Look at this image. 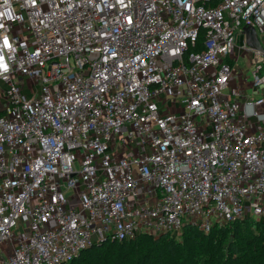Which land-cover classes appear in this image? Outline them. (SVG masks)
Returning a JSON list of instances; mask_svg holds the SVG:
<instances>
[{
    "label": "built area",
    "instance_id": "obj_1",
    "mask_svg": "<svg viewBox=\"0 0 264 264\" xmlns=\"http://www.w3.org/2000/svg\"><path fill=\"white\" fill-rule=\"evenodd\" d=\"M210 1L0 0V264L264 218V0Z\"/></svg>",
    "mask_w": 264,
    "mask_h": 264
},
{
    "label": "trees",
    "instance_id": "obj_2",
    "mask_svg": "<svg viewBox=\"0 0 264 264\" xmlns=\"http://www.w3.org/2000/svg\"><path fill=\"white\" fill-rule=\"evenodd\" d=\"M203 39L201 30V44ZM67 264H264V218L216 224L209 232L186 224L181 236L142 232L131 239L95 242Z\"/></svg>",
    "mask_w": 264,
    "mask_h": 264
},
{
    "label": "rangeland",
    "instance_id": "obj_3",
    "mask_svg": "<svg viewBox=\"0 0 264 264\" xmlns=\"http://www.w3.org/2000/svg\"><path fill=\"white\" fill-rule=\"evenodd\" d=\"M24 35H27V32L26 31L24 32ZM259 36H260L261 39H263V36L261 34H259ZM240 40H241V38H240ZM241 64H239L238 69L241 68ZM29 223H30L29 220H21L20 223H19V228L20 229H24L25 226L29 225Z\"/></svg>",
    "mask_w": 264,
    "mask_h": 264
},
{
    "label": "clouds",
    "instance_id": "obj_4",
    "mask_svg": "<svg viewBox=\"0 0 264 264\" xmlns=\"http://www.w3.org/2000/svg\"><path fill=\"white\" fill-rule=\"evenodd\" d=\"M5 2H7V0H5ZM0 27H3V25L0 24ZM7 42H8V38H7V36H5V37L3 38V44H4L5 46H8V45H7ZM9 47H10V46H9ZM0 60H3V57H2V56H0ZM3 71H8V66H7V64H5V63H4V66H3Z\"/></svg>",
    "mask_w": 264,
    "mask_h": 264
},
{
    "label": "snow or ice",
    "instance_id": "obj_5",
    "mask_svg": "<svg viewBox=\"0 0 264 264\" xmlns=\"http://www.w3.org/2000/svg\"><path fill=\"white\" fill-rule=\"evenodd\" d=\"M7 45L10 46V45H9V41L7 42Z\"/></svg>",
    "mask_w": 264,
    "mask_h": 264
},
{
    "label": "water",
    "instance_id": "obj_6",
    "mask_svg": "<svg viewBox=\"0 0 264 264\" xmlns=\"http://www.w3.org/2000/svg\"><path fill=\"white\" fill-rule=\"evenodd\" d=\"M253 31H254V32L256 31L255 28H253Z\"/></svg>",
    "mask_w": 264,
    "mask_h": 264
}]
</instances>
